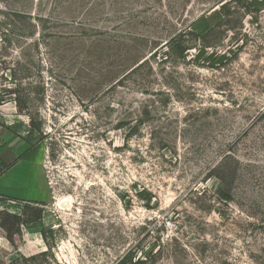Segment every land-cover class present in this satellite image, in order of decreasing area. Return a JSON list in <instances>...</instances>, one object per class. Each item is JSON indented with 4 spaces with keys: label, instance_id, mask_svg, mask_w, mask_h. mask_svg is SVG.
I'll return each mask as SVG.
<instances>
[{
    "label": "rangeland",
    "instance_id": "obj_1",
    "mask_svg": "<svg viewBox=\"0 0 264 264\" xmlns=\"http://www.w3.org/2000/svg\"><path fill=\"white\" fill-rule=\"evenodd\" d=\"M225 1L0 0V130L50 191L0 202V264H264V0Z\"/></svg>",
    "mask_w": 264,
    "mask_h": 264
},
{
    "label": "crops",
    "instance_id": "obj_2",
    "mask_svg": "<svg viewBox=\"0 0 264 264\" xmlns=\"http://www.w3.org/2000/svg\"><path fill=\"white\" fill-rule=\"evenodd\" d=\"M47 156L45 142H31L19 133L0 130V197L14 204L47 203Z\"/></svg>",
    "mask_w": 264,
    "mask_h": 264
},
{
    "label": "trees",
    "instance_id": "obj_3",
    "mask_svg": "<svg viewBox=\"0 0 264 264\" xmlns=\"http://www.w3.org/2000/svg\"><path fill=\"white\" fill-rule=\"evenodd\" d=\"M233 0H227L225 2H223L216 10L213 11L212 14H223V16L225 15H230L232 12H231V2ZM249 6V5H248ZM222 24V21L219 22L215 27H212L210 28L206 33H204L202 36H201V39L203 41V45H202V50H206L207 47H208V43L206 42V40L208 39V37L211 35L212 32L215 31L216 27L217 26H221ZM182 36V33H180L177 37H175V41H178V39H180ZM198 36V35H197ZM190 48L187 46V45H179L177 47V54L180 55V56H185V53L187 52V50H189ZM223 195L225 193H222ZM224 197L226 198V200H231V197L227 196V195H224ZM2 201H5V199H3L2 197H0V202ZM26 214V213H24ZM0 215H2V213L0 212ZM6 216H9V217H13L14 219L16 220H20L21 216L19 215H14V216H11V215H6ZM39 216L36 217V219H38ZM136 259V258H135ZM133 260H134V255L131 254V253H128L118 264H126L128 262H130L131 264H144V260H141V259H138L136 260L134 263H133Z\"/></svg>",
    "mask_w": 264,
    "mask_h": 264
},
{
    "label": "bare ground",
    "instance_id": "obj_4",
    "mask_svg": "<svg viewBox=\"0 0 264 264\" xmlns=\"http://www.w3.org/2000/svg\"><path fill=\"white\" fill-rule=\"evenodd\" d=\"M61 206H64V207H70L72 205V200L71 198H65L63 200H61Z\"/></svg>",
    "mask_w": 264,
    "mask_h": 264
}]
</instances>
